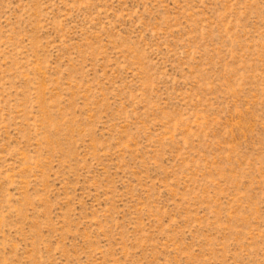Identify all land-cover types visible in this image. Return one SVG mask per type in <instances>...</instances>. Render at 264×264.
Wrapping results in <instances>:
<instances>
[{"label":"rangeland","instance_id":"374dc122","mask_svg":"<svg viewBox=\"0 0 264 264\" xmlns=\"http://www.w3.org/2000/svg\"><path fill=\"white\" fill-rule=\"evenodd\" d=\"M0 264H264V0H0Z\"/></svg>","mask_w":264,"mask_h":264}]
</instances>
